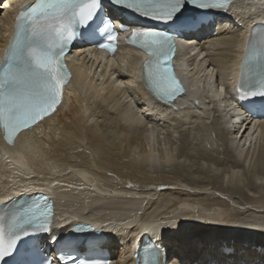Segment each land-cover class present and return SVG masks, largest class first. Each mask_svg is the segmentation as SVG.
<instances>
[{
  "label": "bare ground",
  "instance_id": "1",
  "mask_svg": "<svg viewBox=\"0 0 264 264\" xmlns=\"http://www.w3.org/2000/svg\"><path fill=\"white\" fill-rule=\"evenodd\" d=\"M0 1V8L4 10L0 16L2 24L11 0ZM256 18L264 19V0L235 1L230 14L225 13L213 31L195 37L198 39L196 55L188 53L184 59H189L192 68L208 61L224 72L237 55L240 30L247 21ZM199 30L205 31V27ZM131 54H135L133 50L129 53L118 51L116 69L94 68L89 58H83L82 68L76 65L77 73L65 87L62 102L52 115L20 132L13 144L0 139V196L46 190L55 201L58 224L82 219L105 230L109 239L105 246L109 247L114 264H133L130 250L145 233L156 237L168 249L170 263L190 264L215 259L219 262H264V222H258L264 220V193L259 191H264V174L258 173L264 164V123L247 122V118H242V122L225 127L238 114V107L228 98L226 90L225 97H221L210 87L209 71L200 76L197 84L189 86L186 94L176 98L173 105L154 103L145 91L130 87L135 85V67L128 58ZM201 55L206 56L196 66L192 58ZM194 96L203 103L194 105ZM211 111L216 127L215 124L209 126L212 120L209 121V127L202 134L203 140L197 143L202 149H197H218L214 145L219 144L212 140L210 131L217 134L216 139L222 133L218 142L222 141V150L228 152L231 167L220 179L199 184L189 179L186 182L180 173V169L186 167L182 162L184 154L167 145L174 127L178 131L185 130L189 123L203 125L211 119L206 117ZM185 118L187 123H181ZM164 129L169 130L171 136L167 137V145L160 147L157 136ZM84 140L86 143L88 140L91 152L98 154L94 160L93 156L87 157L78 150L72 153L75 144L85 146ZM257 146L262 147L254 155ZM205 155L208 162L212 158L219 159L209 153ZM254 156H258V162ZM6 157H10V161L7 162ZM252 161L263 162L260 166L252 163L255 165L251 167L258 171L250 172L246 183L242 171ZM92 165L105 173V188L97 184L103 173L100 177L96 175ZM218 168L213 167V170L216 172ZM61 169H71L74 174L56 176ZM155 172L163 175L154 176ZM108 173L120 178V190L111 188ZM38 175L44 180L36 182ZM139 176L160 181V184H151L153 187L150 185L152 188L148 191L138 190L134 183L143 179ZM11 177H17L20 183L12 182ZM244 185L254 189L251 194L242 193ZM209 189L216 191L218 196L243 194L244 198L229 196L227 198L231 199L225 203L223 197H217L210 204V197L204 198L206 195L196 192L206 193ZM150 190L155 192L154 197H150ZM6 199L8 197L0 201ZM203 202L209 206L205 208ZM228 203L236 207L235 212L228 210ZM228 247L233 251L227 255L224 250Z\"/></svg>",
  "mask_w": 264,
  "mask_h": 264
},
{
  "label": "snow or ice",
  "instance_id": "2",
  "mask_svg": "<svg viewBox=\"0 0 264 264\" xmlns=\"http://www.w3.org/2000/svg\"><path fill=\"white\" fill-rule=\"evenodd\" d=\"M227 3L228 0H34L26 3L16 17L8 44L0 51V130L11 142L15 133L55 107L66 79L62 57L77 39L95 42L97 19L107 36L99 47L113 50L116 39L113 10L168 25L167 28L130 29L132 43L145 50L147 82L159 100L168 102L180 91V85L166 66L174 51L173 36L195 32L207 22L206 15L187 13L227 12ZM122 30L129 31L126 25H122ZM261 44L264 45V37ZM236 96L237 104L250 98H264V78L250 87L245 77ZM259 110L264 112V103L259 105ZM49 209L44 197L16 208L7 224V241L5 225L0 223V262L19 249V264H87L84 260L57 255L58 245L71 241L62 242L53 233ZM164 264H168L167 259Z\"/></svg>",
  "mask_w": 264,
  "mask_h": 264
},
{
  "label": "rangeland",
  "instance_id": "3",
  "mask_svg": "<svg viewBox=\"0 0 264 264\" xmlns=\"http://www.w3.org/2000/svg\"><path fill=\"white\" fill-rule=\"evenodd\" d=\"M1 2V1H0ZM3 3L4 2H2V4H1V6H3ZM4 10H3V8H0V16H1V14H2V12H3ZM132 109H134V111H137V109H135V108H132ZM131 110V109H130ZM131 113H132V110H131ZM214 112L213 111H211V114L209 115L210 117H211V119H207V122L206 123H204L203 125H199V126H197V124H192V123H189V125L187 124L186 126L187 127H184V128H186L185 130H182V129H180V130H178V131H176V127H174L175 129H174V131H176V132H174L173 131V133H172V135H173V137L172 138H170L169 136H171L170 134H169V130L167 131V129H164V132L162 133V134H158L159 136H157V138H159V140H158V146H166L167 144V142L169 141V139H167V137H169L170 138V144L168 143V145H167V147L170 145V148H173L174 149V147L175 148H177V150L178 151H180V152H182V155L184 154V157H183V160L184 161H182L184 164V167L185 168H181L180 169V173H182L181 175V177H182V180H184L185 179V181L187 182V181H189V180H191L190 182L191 183H204V182H207L208 180L210 181H212V180H216V179H220V176H222L223 174H224V171H229V168L231 167V161H230V157H229V155H228V152L226 153V152H224V150H222L223 149V145H222V141H220L219 140V142H218V139H220V138H222V133H221V136H218L217 138L218 139H216V135H215V133H212V131H210V134H211V136L212 137H214V139H212L213 141H215L216 143H218L219 145L217 146H215L214 145V147H218V149H214V150H209V148L208 149H204L205 151H201V150H198L199 148L200 149H202V147H199L198 145H197V143H200V141L199 140H203V135L202 134H204V132H206V129L209 127V126H211V124H215V120H214V115H212ZM147 115H151V114H147ZM150 117H153V116H150ZM212 117H213V119H212ZM147 119V118H146ZM149 121H150V119H148ZM211 120H212V122H211ZM165 121L167 122L168 120L167 119H165ZM209 121L211 122V123H209ZM214 122V123H213ZM208 123H209V126H207L208 125ZM175 124H177V123H174V125ZM173 125V126H174ZM161 127H160V129H162V125H160ZM215 127H216V124L214 125ZM164 127H166L165 125H164ZM188 127H190V128H188ZM199 129H201V130H199ZM199 131V132H198ZM204 131V132H203ZM196 132V133H195ZM169 135V136H168ZM188 136V137H187ZM190 137V138H189ZM222 140V139H221ZM85 141V140H84ZM160 142V143H159ZM214 142V143H215ZM85 143V146H77L78 144H75L76 146H74V149H73V151H72V153L74 154V153H76L77 151L76 150H78V152H81V153H83V154H85V155H87V157H92L93 156V160L95 159V156H98V154L97 153H95V152H91V148H90V145H89V142H88V140H87V143H86V141L84 142ZM163 144V145H162ZM166 144V145H165ZM88 145V146H87ZM171 145H172V147H171ZM197 145V146H196ZM221 145V146H220ZM87 147H89V148H87ZM262 146H260V147H256V149H254L255 151H254V155H255V153H259L260 152V150H259V148H261ZM198 148V149H197ZM213 148V147H212ZM219 148H221V149H219ZM254 148V147H253ZM159 149V148H158ZM176 150V149H175ZM84 152H86V153H84ZM175 153V152H174ZM201 153H203L202 155H201ZM205 153L207 154V153H209V155L211 154L212 156H214L215 157V159H217L218 157H219V159H218V161L217 160H214L213 158H212V160L210 161V159H209V162L206 160L208 157H207V155H205ZM187 154H189V155H187ZM191 154V155H190ZM76 155V154H75ZM205 155V156H204ZM188 156H190V157H188ZM258 157V156H257ZM257 157L256 156H254V158H256L255 159V161H257L258 159H257ZM75 159V158H74ZM89 159V158H88ZM5 160L8 162V161H10V157H6L5 158ZM186 160V161H185ZM201 160H203V161H201ZM228 160V161H227ZM89 161H90V159H89ZM206 162L207 161V163H205V164H202L201 165V163L202 162ZM255 161H252L251 163H249V165L247 166V168L246 169H244L242 172H244L243 173V177L244 178H246L245 179V181L244 182H246L247 183V179L249 178L250 179V177H251V173H253L252 171H258V170H256V167H251L252 165L254 166L257 162H255ZM182 162H180V163H182ZM253 162H255V164H252ZM263 162V161H262ZM262 162H260V163H257L256 165H259L260 166V164H262ZM212 165H211V164ZM220 163V164H219ZM224 163H225V165H224ZM91 164H95V165H97L96 163H94V162H92ZM186 164V165H185ZM229 164V165H228ZM95 165H92L91 167H92V169H93V172L95 171L96 173V175H98L99 177H100V175L103 173V171L102 170H99L98 168H95ZM228 165V166H227ZM58 166H61V165H58ZM202 166V167H201ZM230 166V167H229ZM71 167V166H70ZM69 167V168H70ZM204 167V168H203ZM209 167V168H208ZM213 167H219L217 170H216V172L213 170ZM261 168H263V169H260V171H258V173L259 172H263V174H264V164L263 165H261L260 166ZM59 168H62V167H59ZM203 168V169H202ZM249 168H251V169H249ZM254 168V169H253ZM226 169V170H225ZM228 169V170H227ZM182 170H184V171H182ZM249 170H251V171H249ZM72 171L73 170H65V171H62V169H61V172L60 171H58V172H56V176H61V175H63V176H67V174L69 175V173H70V175L71 176H73V174L74 173H72ZM99 171H101V172H99ZM187 171V172H186ZM212 171V172H211ZM247 171V172H246ZM251 172V173H250ZM27 173H29V170L27 171ZM100 173V174H99ZM160 172H155L153 175L155 176H158V175H161L162 174V172H161V174H159ZM179 173V174H180ZM221 173V174H220ZM109 174V173H108ZM178 174V173H177ZM261 174V173H260ZM262 174V175H263ZM110 175V174H109ZM163 175V174H162ZM191 176V178L190 177H187V176ZM153 176V177H154ZM217 176V177H216ZM218 176H219V178H218ZM247 176H249V177H247ZM74 177H75V175H74ZM107 177H108V175H107ZM140 178L142 177H144V176H139ZM101 181H99L98 180V182H97V184L100 186V188H105L106 187V185H105V183L107 184V181L105 180V173H103V175H101ZM110 178V179H109ZM109 180L111 181L110 182V186H111V188H113V189H117V191L118 190H120L119 189V183L121 182L120 181V178L119 177H117L116 175H110L109 176ZM213 178V179H212ZM11 180H12V182H17V183H20V181L18 180V178L17 177H11L10 178ZM41 179V177H40V175H38V179H36L37 181L36 182H38V181H43L44 179H43V176H42V179ZM189 179V180H188ZM140 181H138L140 184H141V186L139 187V183H136L135 181V183H134V186L136 187V189H138V190H142V191H145V190H149V189H151L153 186L151 185V184H153L154 186L156 185V184H160L159 182L160 181H157V182H155V181H152L153 179L152 178H150V179H139ZM141 180H145L144 182L143 181H141ZM194 180V181H193ZM202 180V181H201ZM73 181V180H72ZM74 181H76V179H74ZM105 181V182H104ZM120 181V182H119ZM150 181V182H149ZM149 182V183H148ZM161 182H163V181H161ZM111 183H112V185H111ZM245 183V184H246ZM137 184V185H136ZM143 184V185H142ZM145 184L147 185V186H145ZM102 185H104V187L102 186ZM149 185V186H148ZM152 187H151V186ZM216 185V184H215ZM245 186V185H244ZM140 188V189H139ZM245 189H243L242 190V193L243 194H247V193H250V192H252L254 189H250V188H248L247 187V185L244 187ZM192 190V189H191ZM249 190V191H248ZM70 191V190H69ZM151 191V190H150ZM153 191H154V189H153ZM153 191H151V194H150V197H154L155 196V192H153ZM214 190H212V189H209V191H207L206 193H202V192H199V191H196L197 193H200V194H203L202 196H204V195H206V197L204 196V198H209L210 199V201L211 200H216V198L217 197H223V195L222 196H218V194H217V192L216 191H214ZM261 193L260 194H263L264 193V191H262V190H259ZM85 192V191H84ZM86 192H88L87 190H86ZM90 192V191H89ZM93 192V191H92ZM92 192H90V193H92ZM263 192V193H262ZM96 193V192H95ZM193 193H195V192H193ZM216 193V194H215ZM96 194H98V195H101V193H96ZM243 194H241L242 196H239V195H231V194H226V196H224L223 197V201L226 203V202H228L229 200L228 199H231V198H227V197H229V196H232L233 198H235V196H237V197H239V198H244V195ZM251 194V193H250ZM226 198V199H225ZM209 199H207L208 200V202H209ZM213 201H211V202H209L210 204H213L212 203ZM205 204V202H203V206H205V208H206V206H209V205H204ZM228 205H229V207H228V210L230 211V212H235V210H236V207H234V206H230V205H233V204H229L228 203ZM168 206V204L166 205V207ZM165 207V208H166ZM216 218V217H215ZM264 222V220H258V222Z\"/></svg>",
  "mask_w": 264,
  "mask_h": 264
}]
</instances>
